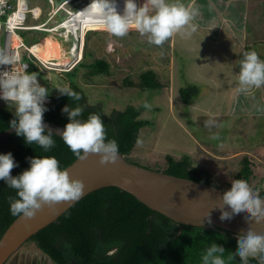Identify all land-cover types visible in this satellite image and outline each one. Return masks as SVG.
Segmentation results:
<instances>
[{"label": "trees", "instance_id": "16d2710c", "mask_svg": "<svg viewBox=\"0 0 264 264\" xmlns=\"http://www.w3.org/2000/svg\"><path fill=\"white\" fill-rule=\"evenodd\" d=\"M11 1L15 3L16 0ZM85 21L87 26L91 23L86 16ZM47 34L42 37L31 35L27 39L28 46L35 45ZM18 37L20 40L25 38L23 34ZM87 57L84 52L75 68L57 73L61 76L62 83L55 79L52 83L35 57L27 58L24 53L21 55V59L30 65L29 73H36L39 83L46 88L50 87L48 90L50 101L46 104L48 111L44 114V121L64 127L69 119L66 113H62V108L66 105L71 108L84 106V112L79 119L86 120L92 113L99 114L105 123L107 139H115L118 142L119 154L128 162L140 165L134 162L130 155L139 140V130L148 124L138 118L140 108L127 106L123 110L106 111L101 103L89 102L84 90L74 81L76 67L86 69L85 77L88 79L97 75L108 76L110 68L106 60L94 59L88 62ZM123 84L124 87L141 90H159L162 87L151 69L140 73L137 82L125 79ZM61 87H70L79 93L82 99L75 101L67 96H61L57 90ZM195 92L193 88L180 90L182 101L187 103ZM0 103L7 104L5 101ZM13 119L15 111L9 106H0V133L11 128L10 122ZM52 138L55 146L47 152L36 144L26 143L25 139L15 132L1 139L0 154L11 152L19 165L12 170L11 175L18 176L28 169L30 165L27 158L30 157L54 156L62 169L72 164L77 158L64 144L62 138L55 134ZM155 170L214 186L223 192L227 190L218 187L207 170L195 166L192 159L186 156L179 159L165 156L163 168ZM251 176V164L243 160L236 178L249 181ZM259 193L264 197L262 189ZM9 197L17 198L16 191L0 180V238L18 217L10 212ZM29 242L34 243L51 264H202V255L212 243L224 247L225 258L237 250V235L210 226L205 228L181 226L115 187H105L87 194L56 221L33 235ZM230 264H240L239 257L237 256ZM249 264H257V261L250 259Z\"/></svg>", "mask_w": 264, "mask_h": 264}, {"label": "clouds", "instance_id": "9594fccd", "mask_svg": "<svg viewBox=\"0 0 264 264\" xmlns=\"http://www.w3.org/2000/svg\"><path fill=\"white\" fill-rule=\"evenodd\" d=\"M82 12L94 23L103 24L106 30L116 36H126L134 26L141 35H147L149 43L162 46L176 34L191 36L197 30L192 23L198 10L183 3H169L168 0H145L137 6L135 0H125L123 13L118 11L116 0H92ZM20 57L0 50V99L15 105V119L10 122L18 136L28 144H36L45 152L55 146L53 131L45 124L44 114L48 111L46 102L49 91L38 81L36 73L28 72V65L19 63ZM239 85L241 92L264 86V60L255 50L244 53L240 61ZM61 96L79 101L82 96L70 87L57 89ZM147 106V105H146ZM84 106L71 108L66 105L62 113L69 122L59 134L64 144L79 160L89 154H99L100 163H115L119 157V145L115 139H107V130L99 114H89L86 120L79 119ZM215 121H206L211 127ZM214 139L217 137H213ZM30 167L18 176L11 172L18 167L11 152L0 154V180L16 191V197H9L10 212L24 220L34 218L44 206L54 208L60 202L78 201L84 195L85 184L79 179H70L67 169H62L54 156L27 158ZM220 219L231 220L233 216L245 214L249 225L246 233L237 236V250L224 257L225 249L212 243L202 255V264H230L237 256L240 264H249L255 259L264 264V232L257 233L251 225H264V197L244 179H234L231 187L221 196ZM228 210H225V209ZM210 213L207 220L210 221ZM5 241L0 240V247Z\"/></svg>", "mask_w": 264, "mask_h": 264}, {"label": "crops", "instance_id": "0c3cea01", "mask_svg": "<svg viewBox=\"0 0 264 264\" xmlns=\"http://www.w3.org/2000/svg\"><path fill=\"white\" fill-rule=\"evenodd\" d=\"M179 2L198 8L192 21L197 30L167 41L165 60L151 69L162 85L159 90L131 88L138 118L148 124L139 130L133 151L186 156L193 163L205 161L201 155L207 154L206 162L221 168L236 164L237 175L247 160L252 169L248 182L259 186L264 182V86L241 92L239 71L246 52L255 50L264 60V32L254 29L264 16V0ZM207 7L215 13L212 18L205 15ZM186 88L196 92L184 103L180 90ZM208 120L215 124L207 127ZM210 167L199 166L211 174Z\"/></svg>", "mask_w": 264, "mask_h": 264}, {"label": "water", "instance_id": "95a60500", "mask_svg": "<svg viewBox=\"0 0 264 264\" xmlns=\"http://www.w3.org/2000/svg\"><path fill=\"white\" fill-rule=\"evenodd\" d=\"M58 7L66 2L72 12H77L91 0H53ZM68 15V14H67ZM67 21V18H63ZM59 37L67 43L66 65L73 63L78 57L76 39L62 28L56 29ZM64 55V54H63ZM45 124L59 137L64 127L53 122ZM9 128L0 133V140L14 133ZM70 179H79L85 184L84 196L105 187H115L132 195L150 210L157 212L181 226L205 228L214 227L233 235L246 233L249 225L245 222V214L233 216L231 220H221L223 191L217 187L195 181L174 177L164 172L128 162L122 155L115 163H100L99 154H89L84 160L76 159L65 168ZM82 197V198H83ZM80 200V199H79ZM77 201L60 202L54 208L44 206L30 220L18 216L2 234L0 240L5 245L0 247V264H11L10 258L28 242L33 235L50 225ZM225 210H228L227 208ZM210 213V221L207 216ZM257 233L264 232V225L252 224Z\"/></svg>", "mask_w": 264, "mask_h": 264}, {"label": "rangeland", "instance_id": "374dc122", "mask_svg": "<svg viewBox=\"0 0 264 264\" xmlns=\"http://www.w3.org/2000/svg\"><path fill=\"white\" fill-rule=\"evenodd\" d=\"M30 7V9H34L35 7H39L42 11V17L39 20H32L31 17H27L26 25L28 24H39L43 22L47 16L48 11L50 9L49 3L46 0H25ZM169 1V0H168ZM175 2L171 0L169 3ZM205 3V2H204ZM39 14L41 15L40 9ZM196 9V7H195ZM206 10L205 15L213 17L215 13L212 9L203 8ZM198 10V8H197ZM257 10V9H256ZM67 11H70V6L66 5L64 10L59 11L56 16L48 22L47 27H54L59 24L63 18H68ZM82 11V10H81ZM80 11V12H81ZM84 14V20H85ZM40 17V16H39ZM76 20V19H75ZM86 22V21H85ZM259 23L254 26V29L257 28L260 31L264 32V16L260 18ZM62 23V22H61ZM60 23V24H61ZM251 27V26H250ZM83 30L85 33L84 36V45L86 43V47L84 52L88 55L86 61H93L95 58L106 60L109 64L110 74L108 76L105 75H97L92 78H86L85 72L86 69L81 67H76V72H74V81L77 83L81 88L84 90L85 94L88 97L90 103H101L106 111H110L112 109H124L127 106H137L131 98L132 91L134 89L124 87L123 81L125 79H129L131 82H137L138 76L145 70L148 69H159L160 62L165 60L166 50L168 49L167 41L162 46H156L154 44L149 43V38L147 35H141L138 31L135 30L133 26L129 33L124 37H116L110 34L103 24L94 23L91 21V24H83ZM88 31V32H87ZM87 32V33H86ZM17 35L23 34L25 38L21 40L24 46H28L27 39L30 38L31 35H36L42 37L45 33L42 32H32V33H25V32H16ZM59 32H52L48 33L44 36L41 40L43 44L46 43H53L54 46L59 47L61 45L63 57H62V64L64 66H49V69L43 70L46 73V76L50 78V81L53 83V79L57 80L58 82L62 83V78L57 73H61V69H65L68 66L66 65V49L67 46L66 42H63L60 38L57 37ZM27 43V45H26ZM24 46H21L19 51L22 55L23 53L27 55V50ZM29 47V46H28ZM37 47V46H36ZM35 49V47L33 48ZM50 53L48 58H53L54 54L47 50ZM83 52V53H84ZM80 61V60H79ZM58 64L56 62H53ZM76 66V65H75ZM75 66L73 68H75ZM54 67V68H53ZM68 76V75H67ZM70 76V75H69ZM50 90V87L47 88ZM127 94L129 96L127 97ZM9 106L12 111H15V105L12 103H0V106ZM112 108V109H111ZM201 134V133H200ZM221 136H218L217 140L220 139ZM159 154V153H158ZM207 154H202L201 157L205 161L198 159L199 161H194L195 165H204V166H211V176L213 181L218 185V187H222L223 189H230L231 181L236 178L237 175V166L236 164L222 166L214 165L211 162H206L211 158ZM130 158L137 162L138 164L146 167L148 169L155 170L157 168L162 169L164 165V157L157 156L155 154L151 155L145 152L136 153L133 151L130 155ZM197 166V167H199ZM261 184L258 185H250L254 190L260 191ZM27 244V245H26ZM26 249V250H25ZM19 258L20 262H43L44 256L38 250V248L32 242H26L16 253ZM47 262L50 264L51 262Z\"/></svg>", "mask_w": 264, "mask_h": 264}, {"label": "built area", "instance_id": "2783aa9c", "mask_svg": "<svg viewBox=\"0 0 264 264\" xmlns=\"http://www.w3.org/2000/svg\"><path fill=\"white\" fill-rule=\"evenodd\" d=\"M49 3L50 9L48 11V16L47 18L39 23V24H28L26 25V19L27 17H31L32 20H39L42 17V11L39 7H35L34 9H30L28 6L27 2L25 0H16L15 3H13L11 0H0V50H5L10 54H15L20 57L19 63L21 65H28V72L30 71V65L27 61H24L21 59V54H20V47L24 46V44L21 42L19 39V43L17 45H14L13 39L14 37H18L17 31H40V32H45L49 33L54 32L53 29L55 27H47L48 22H50L56 14L64 10V7L67 5L66 2L61 3L58 7L54 5L53 0H46ZM20 6H22V10H20ZM40 9L41 15L39 18L35 19L34 18V11L37 9ZM19 38V37H18ZM25 47V46H24ZM32 46H26L27 55L26 57H35L36 56L33 54L31 51ZM39 63L44 67L45 69H49L46 64H43L38 58H36ZM80 60V59H79ZM79 62V61H78ZM68 66V64H67ZM11 66H3L0 71H5V70H10ZM46 69V70H47ZM72 67L69 66L65 69H61L63 72H67L71 70ZM0 101H4L0 99ZM50 101V98L48 97V100L46 104H48ZM261 189L264 191V182L261 184Z\"/></svg>", "mask_w": 264, "mask_h": 264}, {"label": "bare ground", "instance_id": "6f19581e", "mask_svg": "<svg viewBox=\"0 0 264 264\" xmlns=\"http://www.w3.org/2000/svg\"><path fill=\"white\" fill-rule=\"evenodd\" d=\"M91 2L92 0L87 5L80 8L77 12L67 11V14H68L67 21H63L62 23L60 22L61 24L59 23L56 26H54L55 27L53 29L54 32H56V29L58 30L62 28L63 31L65 30L68 31L76 39L77 46L75 48L77 49L78 57H76L75 61L73 63H70L68 67L71 66L73 68L78 63L79 59L80 60L82 59L83 48H84L83 24H85L86 22L84 20V13L81 10L86 9L91 4ZM135 2L137 3V6L139 7V6H143L145 0H135ZM116 3L118 6V11L122 14L124 10V6H125V0H116ZM20 10H22V6H20ZM39 16H40L39 11L37 10L34 11V18L37 19L39 18ZM49 33H52V32L50 31ZM57 37L60 38L59 35H57ZM13 42H14L13 43L14 45H17L19 43V38L15 36L13 39ZM34 47L35 49H33ZM47 50L52 52V55L54 54L53 58H48L50 56V53ZM31 51L36 56V58H38L41 62H43V64H46L49 66H59V67L64 66V64H62L63 52H62L61 45L59 47H56L53 45V43L43 44L41 40V42H38L35 45H33V47L31 48ZM53 62H56L58 64H55Z\"/></svg>", "mask_w": 264, "mask_h": 264}, {"label": "flooded vegetation", "instance_id": "af4514ba", "mask_svg": "<svg viewBox=\"0 0 264 264\" xmlns=\"http://www.w3.org/2000/svg\"><path fill=\"white\" fill-rule=\"evenodd\" d=\"M14 255H16V253L14 254ZM12 256L11 258H10V260H9V262L11 263V264H49L48 262H47V258L44 256V258L42 259L43 260V262L44 263H42V262H35V261H32V262H20L19 261V258L17 257V256ZM50 261V260H49ZM51 264V263H50Z\"/></svg>", "mask_w": 264, "mask_h": 264}]
</instances>
